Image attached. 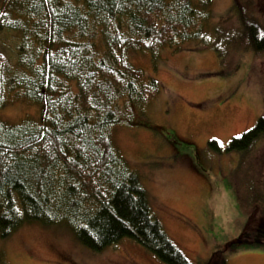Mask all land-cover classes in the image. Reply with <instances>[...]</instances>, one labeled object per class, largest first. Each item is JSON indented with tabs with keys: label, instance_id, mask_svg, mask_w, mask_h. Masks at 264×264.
Here are the masks:
<instances>
[{
	"label": "trees",
	"instance_id": "trees-1",
	"mask_svg": "<svg viewBox=\"0 0 264 264\" xmlns=\"http://www.w3.org/2000/svg\"><path fill=\"white\" fill-rule=\"evenodd\" d=\"M253 1L234 0L236 46L258 55L264 31L246 10ZM211 9L212 0H0V32L20 44L19 61L0 54V104L35 106L18 124L0 121V237L30 221L65 222L92 251L132 240L165 264H191L111 138L163 89L130 52L155 58L183 42L205 46ZM249 130L227 151H250L264 135V116Z\"/></svg>",
	"mask_w": 264,
	"mask_h": 264
},
{
	"label": "rangeland",
	"instance_id": "rangeland-1",
	"mask_svg": "<svg viewBox=\"0 0 264 264\" xmlns=\"http://www.w3.org/2000/svg\"><path fill=\"white\" fill-rule=\"evenodd\" d=\"M234 0H212L208 42L129 58L162 91L114 129L113 144L147 193L153 215L191 264H264V135L247 153L231 138L264 116V51L240 50ZM247 12L264 31V0ZM0 32V54L20 59L19 42ZM75 87V85H72ZM18 95V94H17ZM35 106L12 98L0 121L18 124ZM215 141L217 150L210 144ZM243 153H245L243 155ZM0 264H165L132 240L102 251L83 246L65 222L30 221L0 237Z\"/></svg>",
	"mask_w": 264,
	"mask_h": 264
},
{
	"label": "snow or ice",
	"instance_id": "snow-or-ice-1",
	"mask_svg": "<svg viewBox=\"0 0 264 264\" xmlns=\"http://www.w3.org/2000/svg\"><path fill=\"white\" fill-rule=\"evenodd\" d=\"M249 131H251V130H249ZM241 135H243V134H241ZM237 138H239V137H237Z\"/></svg>",
	"mask_w": 264,
	"mask_h": 264
}]
</instances>
